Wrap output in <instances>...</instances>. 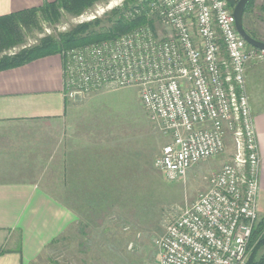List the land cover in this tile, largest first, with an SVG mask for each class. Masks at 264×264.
<instances>
[{
  "label": "built area",
  "instance_id": "built-area-1",
  "mask_svg": "<svg viewBox=\"0 0 264 264\" xmlns=\"http://www.w3.org/2000/svg\"><path fill=\"white\" fill-rule=\"evenodd\" d=\"M125 16L153 27L58 54L63 97L80 102L137 89L169 139L154 161L168 183L221 155L230 140L232 163L210 175L207 189L166 225L151 264H246L259 220V155L245 71L264 52L238 34L227 0H140Z\"/></svg>",
  "mask_w": 264,
  "mask_h": 264
},
{
  "label": "crops",
  "instance_id": "crops-1",
  "mask_svg": "<svg viewBox=\"0 0 264 264\" xmlns=\"http://www.w3.org/2000/svg\"><path fill=\"white\" fill-rule=\"evenodd\" d=\"M55 1L0 0V17ZM245 84L258 146L261 213L264 64L247 65ZM62 93L58 54L0 72V264H37L53 247L79 241L92 228L113 229L109 240L119 241V248L127 241L126 228L108 222L106 213L121 205L137 155L123 152L122 139L113 141L78 119L75 104L99 94L69 102ZM80 247L78 256L90 255L89 246Z\"/></svg>",
  "mask_w": 264,
  "mask_h": 264
},
{
  "label": "rangeland",
  "instance_id": "rangeland-1",
  "mask_svg": "<svg viewBox=\"0 0 264 264\" xmlns=\"http://www.w3.org/2000/svg\"><path fill=\"white\" fill-rule=\"evenodd\" d=\"M131 1H135V5L140 2ZM127 3L129 0H104L79 15H70L61 10L56 22L40 17L36 28L24 31L23 43L9 49L6 54L14 55L37 45L45 37L56 38V35L73 27L103 19L112 10L121 9ZM261 4V0L254 1L245 17L244 26L259 41L264 42V12L260 10ZM156 28L159 34L164 32L161 26L156 25ZM250 63L264 64V59H255ZM98 94L75 104L79 108L78 119L84 125L104 131L108 134L105 136L113 141H116L115 137L122 139L123 152L134 157L137 155L138 159V166L129 170L125 187L127 192L123 194L125 204H117L106 213L108 222L120 223L122 228H127V241L119 248V241L109 240L113 229L92 228L85 230L79 241H63L53 247L48 256L41 258L37 264H151L157 259L154 242L163 234L166 225L207 189L206 180L210 175L218 173L223 166L233 161L235 147L229 140L221 155L194 165L183 180L168 183L154 167V161L169 139L142 108L138 90L125 88ZM258 213L260 220L264 212H259V204ZM129 244L132 245L130 249ZM78 245L89 246L90 255L78 256Z\"/></svg>",
  "mask_w": 264,
  "mask_h": 264
},
{
  "label": "trees",
  "instance_id": "trees-1",
  "mask_svg": "<svg viewBox=\"0 0 264 264\" xmlns=\"http://www.w3.org/2000/svg\"><path fill=\"white\" fill-rule=\"evenodd\" d=\"M100 1L104 0H56L39 8L0 17V72L21 67L43 57L57 55L62 50L112 40L142 25L149 24L153 27V23L148 22L144 17H137L133 20L125 17V12L135 5V1L129 0V3L123 8L112 10L103 19L73 27L65 33L56 35V38L45 37L37 45L7 56L6 52L9 49L23 43L25 30L31 31L36 28L40 17L56 22L60 17L61 10L70 15H79ZM237 1L228 0L229 8L233 9ZM254 1L252 0L246 8L243 25ZM261 2L260 10L264 12V0ZM245 30L251 37L257 39L253 33L246 28ZM125 196L129 199L127 194ZM121 197L123 204H125L123 194ZM251 247V253L246 264H264V214L253 229Z\"/></svg>",
  "mask_w": 264,
  "mask_h": 264
},
{
  "label": "water",
  "instance_id": "water-1",
  "mask_svg": "<svg viewBox=\"0 0 264 264\" xmlns=\"http://www.w3.org/2000/svg\"><path fill=\"white\" fill-rule=\"evenodd\" d=\"M252 0H238L232 9V16L234 18L235 28L241 38L246 42L251 48L264 52V42L259 41L251 37L244 28L243 16Z\"/></svg>",
  "mask_w": 264,
  "mask_h": 264
}]
</instances>
